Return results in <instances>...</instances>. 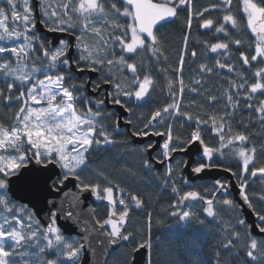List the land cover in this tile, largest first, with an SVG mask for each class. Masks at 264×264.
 Wrapping results in <instances>:
<instances>
[{
    "label": "snow or ice",
    "instance_id": "6c2138e0",
    "mask_svg": "<svg viewBox=\"0 0 264 264\" xmlns=\"http://www.w3.org/2000/svg\"><path fill=\"white\" fill-rule=\"evenodd\" d=\"M6 4L7 9L0 7V102L19 107L10 124L0 122V264H64L62 258L75 264L84 245L69 242L57 226V219L63 214L67 220L81 222L80 215L74 216L73 211L80 204L79 193H90L112 206L101 227H111L107 236L113 244L117 239L135 241L133 233L123 229L130 205L142 207V198L102 172L89 169L98 182L81 176L89 167L92 151L123 143L114 138L120 133L119 116L111 125L101 122L111 121L116 115L105 110L106 101L128 114L123 120L126 125H132L131 117L135 116L132 136L164 138L157 154L151 161L144 159L143 166L149 170L154 164L164 166L163 173L156 174L155 179L162 188L170 187L177 195L169 206L174 209L169 215L176 218L178 227L204 223L193 210L197 202H202L203 213L213 219L219 215L216 203L237 208L232 199L217 200V192L227 194V181L215 180L212 189L180 194L178 180L191 187L186 177H177V167H186L187 162L180 161L174 167L173 153L186 152L198 144L203 162H198L192 172L223 169L238 177L240 196L257 216L260 223L256 228L264 234V214L256 211L246 192L249 177H264V165L255 166L257 157H264V138L258 144L252 139L264 136V0H217L199 10H194L193 0H36L35 4L32 0H6ZM18 5H22V11L17 10ZM184 12L186 31L173 67L168 64L159 33ZM209 12L221 15L205 18ZM238 16L244 18V23ZM194 21L216 38V42L197 40L200 51L196 47L189 50ZM37 23L48 32L67 34L72 42L60 39L54 44L47 37L42 38ZM245 28L253 37L251 41L232 36V31L240 33ZM219 34H223V40ZM242 47L249 52L240 51ZM74 71L98 73V77L77 80ZM154 73L164 74L162 87ZM213 80L217 83H210ZM89 85L94 95H88ZM100 92L103 96L96 98ZM165 93L167 102L163 103L159 97ZM186 96L198 99L185 102ZM153 102L160 106L147 115L140 112L136 116L139 107ZM184 125L191 129L186 135L174 131ZM253 125L261 131H246ZM155 147V143H148L140 148V153L146 155ZM225 160L236 162L239 171L225 167ZM33 163L42 166L43 171L49 165L58 167L55 179L49 176L44 181L49 191L59 192L70 178L77 181L78 194L69 202L70 209L61 206L50 211L45 224L34 218L28 205L13 199V177L19 179L22 170L27 171ZM114 189L122 194L118 200ZM68 195L65 193V197ZM259 199L264 203V196ZM117 204L122 211H115ZM237 227L245 230L247 257L257 260L255 253L260 251L261 242L251 235V226L243 218H238L235 225H224L223 231L230 236L225 237L223 249L235 248L241 241ZM84 230L88 231L86 222ZM151 247L150 239L135 243L129 252L132 264L135 253ZM49 253L55 258L47 259ZM147 264H152L150 254ZM193 264L200 261L194 260Z\"/></svg>",
    "mask_w": 264,
    "mask_h": 264
},
{
    "label": "trees",
    "instance_id": "16d2710c",
    "mask_svg": "<svg viewBox=\"0 0 264 264\" xmlns=\"http://www.w3.org/2000/svg\"><path fill=\"white\" fill-rule=\"evenodd\" d=\"M217 3V0H193L194 10H199L203 7H207L211 4ZM186 12L181 13L179 19L173 24H169L164 29H161L159 35L161 36V41L164 45L165 54L168 55V64L173 67L177 62V54L180 51L183 43V36L185 35L186 29L183 28V24L186 20ZM221 13L219 12H209L206 14L205 18L218 17ZM241 23H244V18L238 16ZM214 31V30H213ZM232 36L234 38L244 39L247 37L249 41L253 39L250 32L245 28L240 33L232 31ZM42 37V35L40 34ZM43 38V37H42ZM218 38L220 40L224 39L223 34H219ZM210 39V42H216V38H213V33L209 31L202 30L198 27L197 22H193V27L190 32L189 39V50L192 47H196L197 51H200V46L196 45L197 40ZM240 51L249 52L247 47H242ZM233 51L238 55V51L233 47ZM214 60V56L212 57ZM199 62V61H198ZM211 62V61H210ZM161 66L167 67L168 65L162 64ZM189 69H185V80L188 79ZM156 74V73H154ZM169 75H174L169 73ZM157 79L162 87L165 83V77L163 73L156 74ZM74 78H78L76 73H74ZM97 79V78H96ZM210 83H217L215 80L210 81ZM89 95V94H88ZM165 95L159 97L160 101L166 103ZM102 96H96V98H101ZM191 99H198L195 96H186L185 102ZM16 104L7 105L0 102V122H5V118L12 115L16 110ZM159 103L153 102L151 105H144L137 109L136 116L140 112H144L146 115L154 107H159ZM80 107H83L81 105ZM106 111H111L115 113L113 109H105ZM116 114V113H115ZM247 116V113H244ZM117 118V114L112 117V120L101 121L102 123L112 124ZM133 124L131 125V131H135L136 118L131 117ZM5 124V123H4ZM110 132L112 128L108 129ZM245 131V129H239ZM261 131L258 125H253L252 128L246 131ZM174 131H179L181 134H185L191 129L184 125L183 128L174 129ZM116 141H123V143L111 144L102 147L96 151H92L88 157V169H85L81 173V176L87 177L92 182H98L97 176L93 174L95 172H102L108 176L114 183L120 185L121 188L127 189L129 192L136 194L143 200V205L140 208H136L134 205L131 206V211L129 213V221L126 226V232H131L135 236V241L123 242V244L114 251L109 258L107 264H131L132 256L129 255L130 249L135 246V243L143 240L150 239L152 242V247L149 250L151 255L152 264H193L194 260H199L200 264H253L251 260L246 255L245 248H236L225 250L222 245L226 242V233L223 231L225 224L232 222L236 223L238 218H243L239 212L238 207L234 210L232 208L224 207L218 203L214 206L219 207V216L216 219L206 216L203 213L202 202H197L194 207V211L199 215V219L203 220L204 223L198 224L192 222L187 225H176V218L169 215L174 209L169 206L173 204L177 195L171 192V188H162L160 182L155 179V175L158 173H163L164 167L162 169H156L155 165L152 169H146L143 166V160L150 158L148 153L146 155H141L140 148L146 146L148 143H153L152 141L145 144H134L132 142L131 132L126 128H120V133L115 135ZM262 137L253 136L254 143H260ZM159 150L154 152V156ZM186 161V158L179 154H175L171 163L176 167L178 162ZM198 162H203L197 158L194 163V167ZM219 162V161H218ZM225 167H232L233 171H239L236 162H229L225 160ZM264 165V157H257L256 167ZM183 164H179L177 167V177L183 175ZM130 170V171H129ZM130 173H135L132 175ZM238 180V177L235 176ZM176 179V177H174ZM252 178L249 177V181ZM222 182L225 181L224 178L218 179ZM103 184L102 181H99ZM214 181L203 180L193 183L191 187L184 186L183 181L177 182V187L180 189V194L189 190H201L203 188H213ZM115 197L119 199L118 193L115 191ZM247 194L251 199L252 205L255 207L256 211L264 214V203H261L260 197L264 196V188L262 184V176L258 175L254 178L253 183L249 184L246 189ZM122 195V194H121ZM217 200H223L225 198L232 199L229 192L225 195L222 192H217ZM233 200V199H232ZM126 203H130L126 199ZM18 204H22L19 203ZM96 209V218L99 222H103L107 217L108 213L111 211V207L107 203L94 204ZM30 209V208H29ZM116 211H122V207L119 204L116 205ZM36 218V216L34 217ZM219 219V220H218ZM67 238L73 236H66ZM264 241V239H258ZM75 241L81 243L79 237L75 236ZM217 253L219 255L217 256ZM47 259H53L54 254L49 253L46 256ZM79 262V261H78ZM76 262L75 264H78ZM35 263V262H33ZM147 264V263H146Z\"/></svg>",
    "mask_w": 264,
    "mask_h": 264
},
{
    "label": "water",
    "instance_id": "95a60500",
    "mask_svg": "<svg viewBox=\"0 0 264 264\" xmlns=\"http://www.w3.org/2000/svg\"><path fill=\"white\" fill-rule=\"evenodd\" d=\"M33 4L36 0H32ZM38 17V13H37ZM37 32L42 34L43 37H47L52 40L53 43H57L60 39H67L72 42V38L65 33H53L48 32L42 25L37 23ZM75 52V49L72 50ZM75 73V71H74ZM87 75V79L95 80L98 77V73L84 72L76 73L78 78H83ZM88 94L94 95L90 90ZM100 93L95 94L98 96ZM106 108L113 109L117 116L121 118L120 128H126L129 132L131 131V125H126L123 120L128 116L127 113L119 106L111 105L106 101ZM132 136V135H131ZM163 137L149 136V137H135L132 136V142L134 144H145L152 141L155 143L156 147L149 150L148 156L150 160L154 156V152L159 150V145L163 142ZM179 154L186 158L187 166L183 168V176L187 178L190 186L193 183L203 180L215 181L220 178H224L225 181L229 182V187L227 192L232 195V199L237 205L239 212L241 213L243 219L246 220L247 225H250L251 235L257 239H264V234H261L256 225L260 223L257 216L251 208L245 204L240 196V190L238 187L239 182L232 176L229 172L223 169H206L202 173L196 174L192 172L194 163L197 158H200V149L198 144L190 146L186 152L173 153ZM173 159V158H172ZM172 161V160H171ZM156 169H162L164 166L160 164H154ZM42 166H37L34 163L29 165L27 171L22 170L20 178L17 179L13 177L14 183L12 184V191L14 192L13 199L22 204L28 205L30 209L35 213L36 218H38L42 224H45L49 219V212L56 211L61 206L66 210L70 209V203L73 201V197L77 196L78 189L76 187L77 181L70 178L65 182V186L60 188L59 192L49 191V187L45 185L44 181L51 176L55 179L56 174L59 173L58 167L54 165H49L46 171L41 170ZM254 178L249 181V184L253 183ZM51 180L48 184H51ZM247 189V188H246ZM65 193L69 195L65 197ZM80 204L78 207L73 209L75 214L80 215V223H77L74 219L67 220L64 215L61 214L57 219V226L60 227L62 233L66 236H78L84 245L82 249L81 258L79 264H107L112 253L119 249L123 244V241L118 240L113 244L107 233L111 231L110 226L101 227L103 222L97 223L96 209L94 204L107 203V201H98L90 193H79ZM108 218V217H107ZM106 218V219H107ZM118 218V217H117ZM129 221V218H128ZM85 222L87 223L88 231L85 229ZM128 224V222H127ZM123 230H126V226ZM149 256V249H141L139 252L134 254L135 264H146ZM68 260V258H66ZM133 259V257H132ZM132 264V260H131Z\"/></svg>",
    "mask_w": 264,
    "mask_h": 264
},
{
    "label": "rangeland",
    "instance_id": "374dc122",
    "mask_svg": "<svg viewBox=\"0 0 264 264\" xmlns=\"http://www.w3.org/2000/svg\"><path fill=\"white\" fill-rule=\"evenodd\" d=\"M0 7H3V8H5V9H7L8 8V6H7V4H6V0H0ZM18 11H22V5H18V9H17ZM10 27H11V24L9 25ZM17 105V104H16ZM17 108H16V110L15 111H17L18 110V107H19V105H17L16 106ZM15 111L13 112V114L12 115H9V116H7L5 119V124L6 125H8V124H10V122H11V119H13L14 118V114H15ZM0 112H1V110H0ZM174 166V165H173ZM262 184H263V188H264V177H262ZM114 196H115V192H114ZM120 196H121V194L120 193H118V197L120 198ZM17 202V201H16ZM18 203V202H17ZM20 203V202H19ZM218 206H219V204H218ZM218 206H215L216 207V210H217V212H218V214L220 213L219 212V207ZM31 210V209H30ZM111 210H113V209H111ZM115 211H116V209H115ZM219 216V215H218ZM218 218V217H217ZM219 220V219H218ZM228 224V223H227ZM229 224H232V225H235V222H232V223H229ZM236 231H239L240 233H241V241L240 242H238V243H236V245H235V248L238 250L239 248H242V247H244V245H245V240H244V236H245V230H244V228H240V227H237L236 228ZM62 232V231H61ZM63 234V233H62ZM65 236V235H64ZM226 236H230V233H226ZM66 237V236H65ZM69 239V242H71V241H75V236H73V237H69L68 238ZM260 242H261V249H260V251H258V252H256L255 254L257 255V257H258V259L257 260H255V261H253V264H264V257H261V252L262 251H264V241H261V240H259ZM81 253H82V251H81ZM81 253H80V255H81ZM80 255H79V257L76 259V261H75V263L76 262H78V260H79V258H80ZM63 259V261H64V264H71V261H69V260H67L66 258H62ZM35 262V261H34ZM33 264H35V263H33Z\"/></svg>",
    "mask_w": 264,
    "mask_h": 264
},
{
    "label": "flooded vegetation",
    "instance_id": "af4514ba",
    "mask_svg": "<svg viewBox=\"0 0 264 264\" xmlns=\"http://www.w3.org/2000/svg\"><path fill=\"white\" fill-rule=\"evenodd\" d=\"M42 35V34H41ZM42 37H43V35H42ZM44 38V37H43ZM68 39V38H67ZM87 75L85 74L84 76H83V78H81V79H87ZM100 96H103V92H100V94H99ZM98 95V96H99ZM232 196V195H231ZM108 204V203H107ZM109 205V204H108ZM110 207H111V209H112V206L111 205H109ZM112 211V210H111ZM81 257V256H80ZM80 259V258H79Z\"/></svg>",
    "mask_w": 264,
    "mask_h": 264
}]
</instances>
